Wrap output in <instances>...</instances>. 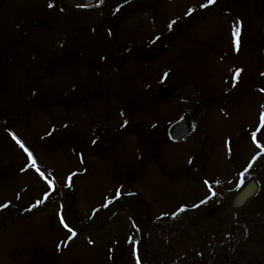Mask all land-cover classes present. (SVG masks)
Masks as SVG:
<instances>
[{
	"label": "rangeland",
	"instance_id": "obj_1",
	"mask_svg": "<svg viewBox=\"0 0 264 264\" xmlns=\"http://www.w3.org/2000/svg\"><path fill=\"white\" fill-rule=\"evenodd\" d=\"M77 4L0 0V264H264V0Z\"/></svg>",
	"mask_w": 264,
	"mask_h": 264
},
{
	"label": "trees",
	"instance_id": "obj_2",
	"mask_svg": "<svg viewBox=\"0 0 264 264\" xmlns=\"http://www.w3.org/2000/svg\"><path fill=\"white\" fill-rule=\"evenodd\" d=\"M50 2L54 6L59 7V9H57V11H56L57 14L63 12L64 8L62 7V0H46L47 5H41L40 7L48 6ZM127 2H128V0H124V1H120V2H117V0H96L95 2H93V3L89 4V5H86V6H77V7L76 6H71V10L73 11V13H75L79 17V19H81L82 15H84V16H87L89 14L90 15H93V14L97 15L98 13H100V14H103V15L107 16L109 13H111L110 20L114 21V20L117 19V16L120 17L121 13L126 11V8L124 9V7L126 6ZM42 9H44V8H39L37 14L45 13ZM127 11H129V9ZM117 12L118 13L121 12V13L119 15H117L116 17H114L113 14H115V13L117 14ZM43 16L44 15H42L41 17L43 18ZM44 17H45L44 21L46 23H48L50 21L49 19L51 17L49 18L48 15L44 16ZM35 18H36V14H35V16H34V14H31V15H29V17H21L20 18V25L18 24L17 27L15 28V29L18 28L17 29L18 32L16 33V35H18V34L20 35V33L26 34L27 32H29L30 28H28L26 26V23H27L26 21L27 20H32V22L34 21V23H35ZM24 22H25V24H24ZM81 23H82V21L79 22V24H81ZM19 31H21V32H19ZM17 38H19V37H17ZM169 86H171V85H169ZM178 90L179 89L177 87V91L174 94H177ZM173 95H170V97H172ZM183 117H185V116H183ZM186 218H185V220L187 221L188 218L187 219ZM7 221L10 222L9 220H5L4 222H2L0 224V230L2 229L3 226L4 227L6 226V223H8ZM150 239L151 238L148 239V246H150ZM200 261H207V260H197V259H195L192 262L200 263Z\"/></svg>",
	"mask_w": 264,
	"mask_h": 264
},
{
	"label": "snow or ice",
	"instance_id": "obj_3",
	"mask_svg": "<svg viewBox=\"0 0 264 264\" xmlns=\"http://www.w3.org/2000/svg\"><path fill=\"white\" fill-rule=\"evenodd\" d=\"M208 2H209V4H211V3L213 2V0H208ZM203 6H204V5H201V7H203ZM49 7H52V5L49 4ZM191 11H192V9H189V12H191ZM239 23H240V22L237 21V22H236V25L234 26V30H233V36H234V37H236V36L239 35ZM239 71H240V70L237 69V70H236V73L238 74ZM233 79H235V77H233ZM13 139H16V137L13 136ZM16 142H17V144L20 145V147H21L26 153H28L29 158L31 159V153L28 152V149L25 148L24 145H23L18 139H16ZM253 142H254V143L256 142V140H255V133H253ZM257 147H259V145H257ZM33 164H35L34 161H33ZM61 224L64 225V221H63V219H61ZM64 226L67 227L66 225H64ZM68 231H69V232H72V229L69 228ZM72 234L75 235L74 232H73ZM69 238H71V237H69ZM137 264H139V261H137Z\"/></svg>",
	"mask_w": 264,
	"mask_h": 264
},
{
	"label": "water",
	"instance_id": "obj_4",
	"mask_svg": "<svg viewBox=\"0 0 264 264\" xmlns=\"http://www.w3.org/2000/svg\"><path fill=\"white\" fill-rule=\"evenodd\" d=\"M81 3L89 2L90 0H77ZM187 118H183L179 120L173 127H172V135L177 137L178 135L185 134L188 132L189 126L187 122Z\"/></svg>",
	"mask_w": 264,
	"mask_h": 264
},
{
	"label": "bare ground",
	"instance_id": "obj_5",
	"mask_svg": "<svg viewBox=\"0 0 264 264\" xmlns=\"http://www.w3.org/2000/svg\"><path fill=\"white\" fill-rule=\"evenodd\" d=\"M254 188H255V185L253 184V183H251L242 193H241V196H244V197H246V196H248V195H250L252 192H253V190H254ZM242 199V198H241Z\"/></svg>",
	"mask_w": 264,
	"mask_h": 264
},
{
	"label": "flooded vegetation",
	"instance_id": "obj_6",
	"mask_svg": "<svg viewBox=\"0 0 264 264\" xmlns=\"http://www.w3.org/2000/svg\"><path fill=\"white\" fill-rule=\"evenodd\" d=\"M96 0H93L91 3H93V2H95ZM87 3V4H86ZM86 3H82V4H77V5H73V6H86V5H89V4H91V3H89V2H86Z\"/></svg>",
	"mask_w": 264,
	"mask_h": 264
}]
</instances>
